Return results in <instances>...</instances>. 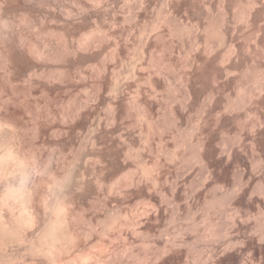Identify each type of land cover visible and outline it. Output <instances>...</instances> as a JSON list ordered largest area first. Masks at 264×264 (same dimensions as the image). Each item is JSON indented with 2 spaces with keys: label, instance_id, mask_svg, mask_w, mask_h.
Segmentation results:
<instances>
[{
  "label": "rangeland",
  "instance_id": "rangeland-1",
  "mask_svg": "<svg viewBox=\"0 0 264 264\" xmlns=\"http://www.w3.org/2000/svg\"><path fill=\"white\" fill-rule=\"evenodd\" d=\"M101 3L68 39L98 25L107 37L62 60L75 81L79 70L87 75L93 100L80 123L89 128L101 118L93 148L107 166L89 160L90 170H103L105 182L98 187L88 176L81 200L70 208L74 234L96 228L86 246L81 241V253H97L100 240L110 247L101 257L106 264H264V0ZM114 82L117 92L108 93ZM62 98L58 103L67 104ZM49 117L46 125L41 119L42 137L21 117L27 123L19 126H29L31 136L18 129L30 147L20 152H35L46 165L56 147L63 150L58 165L69 161L70 167L80 135L49 136L46 128L59 121ZM114 178L117 191L109 192L106 184ZM113 215L116 227L99 233ZM15 247L8 250L13 264L50 262Z\"/></svg>",
  "mask_w": 264,
  "mask_h": 264
},
{
  "label": "bare ground",
  "instance_id": "bare-ground-1",
  "mask_svg": "<svg viewBox=\"0 0 264 264\" xmlns=\"http://www.w3.org/2000/svg\"><path fill=\"white\" fill-rule=\"evenodd\" d=\"M100 5H102L101 0H0V256L5 258L0 264H13L11 261L12 253L9 254L8 252V250H12L13 245L14 247L15 245L23 246V249L26 248L35 258L42 256V258H47L46 260L49 259L48 264H106L101 257L102 253L110 247H107L108 245L106 246V243L104 244L100 240L96 243L98 244L97 253L90 250L81 253L82 244L80 243L81 241L83 244L85 241L88 243L89 238L93 237V235L90 236L91 232L96 230L95 225H88L86 229L77 227L79 230L76 234L73 230L76 228L71 227L72 224L69 225L70 208L74 204L76 205L79 199L78 195H80L79 190L88 184L90 180L88 176H91L90 178L93 180L95 179L94 182L100 187L105 182L102 178L104 176L101 177L100 174L103 173L102 169H107V166L106 163L99 160L98 157L101 154L96 156V149L93 148V145L95 147L97 145L95 142L98 143L96 135L101 130V118L97 114L94 116L97 115L98 117L93 119L91 117L92 122L91 126H88L89 128H84L83 123H80L88 114L85 111L89 109V103L93 100L91 90L85 84L87 75L84 71L79 70L77 72L78 77H76L78 79L75 81L70 75L69 69L62 62V60L65 61L67 57H70L71 52L74 54V50L85 49L87 46L104 39L106 35L98 25L94 30L84 33L77 40L75 39L76 41L73 40L75 43L69 42V37L72 36H69L70 33H76L77 30L75 31V29L83 22L85 23L93 14L92 11L96 12L95 9L98 10ZM57 62L59 64L62 62V66H55ZM109 91L108 93L117 92L116 82L111 85ZM63 96L69 100H67V104L65 103L66 105L63 104L64 106L61 104L63 103ZM61 99L62 101L58 103ZM56 103H58L60 111L56 108L58 106ZM55 104L57 106H54ZM53 107L58 112H55ZM46 116L52 117L50 123L59 119L58 122L61 125L64 124L62 125L63 128L56 121L50 126L48 125L49 127L46 129L51 134L49 136L58 137L64 131V133L76 131L80 135V144L78 145L80 151L78 154L75 153L77 157L73 159L74 161H70V164L73 163L70 167L69 161L66 162L68 169L64 167L66 164L62 166V171H66L63 174L59 173L62 167L58 165V161L60 162L59 159H61L59 155L61 156L63 150L60 152V149L55 147V150H59L58 152L54 151L56 154L49 152L46 165L44 164L46 159L42 161L41 155L29 151L31 153L26 152L28 155L31 154L28 158L26 157L27 154L20 152L24 145L28 146L24 143L28 139L25 138L23 141L24 136L21 137L18 129L20 131L23 129L25 134L29 126L25 128L24 124L21 127L22 125L19 126L18 122L27 123L28 120L31 121L34 126L31 131L33 132L35 128L36 131L34 130V132H39L40 135L42 132L45 133L43 125L49 124L44 121L50 120ZM110 116L112 121L115 120V110H111ZM21 117H26L27 121H25L26 119L21 121ZM17 118L20 121H17ZM41 119L45 122L43 125ZM65 126L66 128H64ZM28 132L30 134V131ZM44 133L42 135L47 136ZM58 140L57 142H59ZM30 142H28L29 145H32ZM41 142L44 143L42 140ZM89 144L90 148H88ZM26 146L23 147L25 150ZM34 147L31 146V150ZM41 153L43 152L41 151ZM90 159H94L97 165L102 164L103 168L100 167V174L90 170L89 167L92 163L89 162ZM75 164L78 165L76 170ZM91 171L93 174L95 173V176L88 174ZM42 173H45V177L48 176L49 180L45 179ZM106 185L107 191H117V178ZM50 195L52 198L48 199L47 196ZM15 208L18 210L17 215H15ZM4 213L9 216L6 217ZM115 215H113L112 223L109 226L104 225L106 227L103 228L102 225L99 226L101 228L99 233L105 234L117 224ZM69 227L73 229L71 230ZM73 249H75L74 252H77L74 253ZM36 260L37 258L33 264H42L41 259V261Z\"/></svg>",
  "mask_w": 264,
  "mask_h": 264
}]
</instances>
